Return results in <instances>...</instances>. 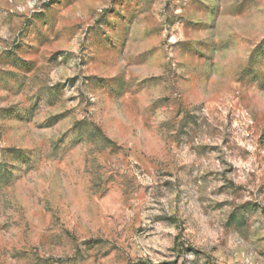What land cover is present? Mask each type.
I'll list each match as a JSON object with an SVG mask.
<instances>
[{
	"label": "rangeland",
	"instance_id": "rangeland-1",
	"mask_svg": "<svg viewBox=\"0 0 264 264\" xmlns=\"http://www.w3.org/2000/svg\"><path fill=\"white\" fill-rule=\"evenodd\" d=\"M0 264H264V0H0Z\"/></svg>",
	"mask_w": 264,
	"mask_h": 264
}]
</instances>
